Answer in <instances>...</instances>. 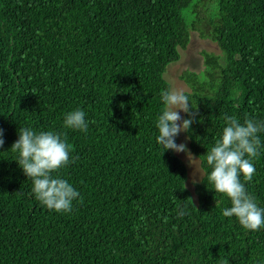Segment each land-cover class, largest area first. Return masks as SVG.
Returning a JSON list of instances; mask_svg holds the SVG:
<instances>
[{"label":"trees","instance_id":"1","mask_svg":"<svg viewBox=\"0 0 264 264\" xmlns=\"http://www.w3.org/2000/svg\"><path fill=\"white\" fill-rule=\"evenodd\" d=\"M190 29L219 49L179 77L198 113L186 133L203 173L195 202L156 127ZM76 109L87 132L64 126ZM226 115L264 121V0H0V264H264V226L223 216L231 201L207 179ZM22 128L71 146L52 173L82 197L71 212L35 198L10 150ZM252 163V180L240 179L264 208V147Z\"/></svg>","mask_w":264,"mask_h":264},{"label":"clouds","instance_id":"2","mask_svg":"<svg viewBox=\"0 0 264 264\" xmlns=\"http://www.w3.org/2000/svg\"><path fill=\"white\" fill-rule=\"evenodd\" d=\"M160 95L164 108L157 119V143L165 151L184 153L189 162L195 160L186 143L177 144L176 138L179 133L189 132L198 113L182 90H164ZM180 112L188 118H182ZM85 115L80 109L67 113L64 126L87 132ZM224 119L226 126L220 138L205 155L207 164L212 167L207 179L213 184L215 192L224 194L231 201V207L223 210V216H234L244 229L255 231L264 226V208L258 207L255 198L247 193L240 177L242 175L245 181L252 180L255 173L252 159L258 157L260 149L264 147L258 135L264 132V121L245 118L240 123L235 116L227 115ZM3 136L4 131L0 129V148L5 143ZM18 137L10 150L19 154L16 162L24 174L32 179L35 198L55 212H71L72 202L80 197V193L68 181L52 176V173L71 162V146L66 138L62 139L59 133L53 131L36 133L30 128L20 129ZM192 182L196 184L197 180L193 178ZM80 199L82 202V197ZM187 200L193 205L191 198ZM185 214L186 206L178 210L179 216Z\"/></svg>","mask_w":264,"mask_h":264},{"label":"rangeland","instance_id":"3","mask_svg":"<svg viewBox=\"0 0 264 264\" xmlns=\"http://www.w3.org/2000/svg\"><path fill=\"white\" fill-rule=\"evenodd\" d=\"M183 16L187 24L193 20L192 13L189 10L183 11ZM201 52L219 54V49L215 42L208 39L205 36H201L198 32L190 29V41L184 50L180 51V59L174 63L167 66L164 73L165 80L170 84L171 90H187V87L183 81L179 78L180 75L185 71L200 72L204 70L203 60L201 57ZM183 118V112L179 113ZM186 133H179L177 136V144L186 143L188 146V139L186 140ZM180 159H182L187 167V180L186 187L193 196L194 202L196 201V196L194 193L193 178L200 181L203 173L200 167L199 160L192 154L193 159H187L184 153H175Z\"/></svg>","mask_w":264,"mask_h":264}]
</instances>
